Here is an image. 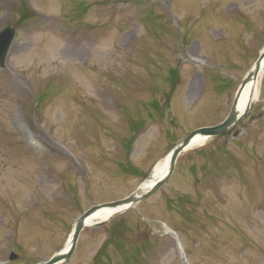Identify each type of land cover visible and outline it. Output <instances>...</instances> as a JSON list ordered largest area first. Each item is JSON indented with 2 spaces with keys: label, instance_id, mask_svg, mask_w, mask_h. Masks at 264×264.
<instances>
[{
  "label": "rangeland",
  "instance_id": "obj_1",
  "mask_svg": "<svg viewBox=\"0 0 264 264\" xmlns=\"http://www.w3.org/2000/svg\"><path fill=\"white\" fill-rule=\"evenodd\" d=\"M7 26L0 264H38L87 210L227 118L264 49V0H0ZM238 123V137L182 152L139 205L85 227L66 264H264V75Z\"/></svg>",
  "mask_w": 264,
  "mask_h": 264
},
{
  "label": "water",
  "instance_id": "obj_2",
  "mask_svg": "<svg viewBox=\"0 0 264 264\" xmlns=\"http://www.w3.org/2000/svg\"><path fill=\"white\" fill-rule=\"evenodd\" d=\"M14 37H15V28L13 26H7L0 32V67L4 66L9 47H10L11 43L13 42ZM263 59H264V51L260 54L258 60L256 61L255 65L253 66L252 70L246 75V77L242 81L241 86L238 90L237 96L249 81H251L254 78H257V75L259 74L260 69H261V62ZM237 96H236V99L233 103L232 109H231L228 117L225 119V121H223L221 124L216 125V126L203 127V128H199V129L192 131L190 134H188V136L183 141H181L176 147H174V149L170 153L169 171L163 179L156 182L148 191L140 194L139 196H137L138 195L137 193L139 190V188H138L131 195H129L128 197H126L122 200H118L115 202L95 206V207H92L91 209H89L88 211H86L76 221V223L73 227V231H72L71 236H70L71 237V245H70L68 251L64 254L59 252L58 254L54 255L51 259H49L43 263H39V264H58L62 261H68L75 251L80 233H81L82 229L85 227V223H86L87 218H89L99 208L110 207V208H114V209H119L118 211H116V213H119L120 211H122L124 209L126 210L130 207H136L141 201H143L144 199L150 197L155 192H157L170 179L171 175L174 172L176 161H177L179 155L189 146V144L191 143V140L195 136L201 135V136H204L206 138L221 136V135L225 134L230 128H232V126L234 124H236L242 117L247 115V113L250 111V108L252 107V105L249 107V109L245 113L238 116V114L236 112ZM104 222L105 221H101V222L97 223L96 225L103 224ZM17 258H18L17 255H15L14 253L11 254V257H10L11 260L17 259Z\"/></svg>",
  "mask_w": 264,
  "mask_h": 264
},
{
  "label": "bare ground",
  "instance_id": "obj_3",
  "mask_svg": "<svg viewBox=\"0 0 264 264\" xmlns=\"http://www.w3.org/2000/svg\"><path fill=\"white\" fill-rule=\"evenodd\" d=\"M263 75H264V59L261 62V69H260L259 74L257 75V78H254L251 81H249L237 96L236 112L238 116L246 112L249 109V107L253 105L255 101H257L259 97L260 82H261ZM207 140L208 138L201 136V135H197L191 140V143L189 144L186 150H191L196 147L202 146ZM169 167H170V155L168 154L165 158H163L162 160H160L154 165L153 169L151 170L150 175L139 187L137 196H139L142 193H145L156 182L163 179L165 175L168 173ZM118 210L119 209H114L110 207L99 208L89 218H87L86 225L92 226L96 222L108 220ZM168 232L170 233L169 229H168ZM70 245H71V237L68 239L61 253L62 254L66 253Z\"/></svg>",
  "mask_w": 264,
  "mask_h": 264
}]
</instances>
